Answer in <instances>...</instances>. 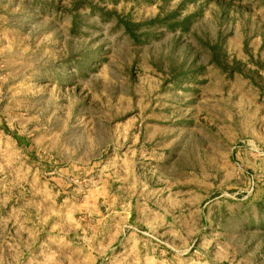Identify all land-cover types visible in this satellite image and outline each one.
I'll list each match as a JSON object with an SVG mask.
<instances>
[{"label": "rangeland", "instance_id": "obj_1", "mask_svg": "<svg viewBox=\"0 0 264 264\" xmlns=\"http://www.w3.org/2000/svg\"><path fill=\"white\" fill-rule=\"evenodd\" d=\"M123 127L159 213L105 264H264V0H0V264H94L23 152L85 162Z\"/></svg>", "mask_w": 264, "mask_h": 264}, {"label": "crops", "instance_id": "obj_2", "mask_svg": "<svg viewBox=\"0 0 264 264\" xmlns=\"http://www.w3.org/2000/svg\"><path fill=\"white\" fill-rule=\"evenodd\" d=\"M108 134V140L97 145V156L85 162L66 160L60 163L50 147L43 149L45 159L37 158V161L31 160L30 150L24 151L25 153L22 151L33 171L22 181L38 182V185L39 181H45L41 185L48 198L54 197L53 181H61L63 201L76 199L77 204L80 203V230H70L64 237L74 238L78 235L79 249L95 252L94 264L117 260L120 251L127 255L130 251L132 253L134 236L136 231H140L137 227L145 225L150 231L159 213V207L155 209L142 197H136V191L142 189L141 186L149 188L151 185V181L141 180L145 174L144 169H136L135 163L150 158L149 155L145 156L143 143V139L149 134L141 132V135L136 136L125 127L116 128ZM140 144L143 153L138 155L137 148L141 150ZM50 189L53 190L52 193H49ZM157 194L158 199L162 198L166 202L180 198L170 190ZM68 216L70 219L74 217L72 214Z\"/></svg>", "mask_w": 264, "mask_h": 264}]
</instances>
